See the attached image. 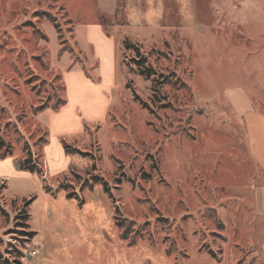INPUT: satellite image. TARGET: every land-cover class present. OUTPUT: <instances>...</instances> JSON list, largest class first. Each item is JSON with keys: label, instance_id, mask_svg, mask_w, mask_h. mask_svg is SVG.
I'll return each instance as SVG.
<instances>
[{"label": "rangeland", "instance_id": "1", "mask_svg": "<svg viewBox=\"0 0 264 264\" xmlns=\"http://www.w3.org/2000/svg\"><path fill=\"white\" fill-rule=\"evenodd\" d=\"M97 24L115 40L114 89L76 61ZM63 47L76 56L60 59ZM72 67L92 85L70 90L66 116L99 120L47 155L33 111L64 99ZM248 107L264 116V0H0V137L15 152L0 157V264H26L33 242L27 264H262L264 168L237 113ZM26 146L42 172L21 170ZM115 217L135 223L127 241Z\"/></svg>", "mask_w": 264, "mask_h": 264}, {"label": "crops", "instance_id": "2", "mask_svg": "<svg viewBox=\"0 0 264 264\" xmlns=\"http://www.w3.org/2000/svg\"><path fill=\"white\" fill-rule=\"evenodd\" d=\"M87 36V43L84 45L80 42V40L77 38V43L79 48L86 54L85 56H88V61H90L91 64H97L100 68V75L102 80L105 79V82H107V85L110 86V88L114 89L115 84V59H116V48H115V40L112 37L111 34H108L104 27L100 24H97V26L92 27L88 31ZM93 62V63H92ZM87 80V83L85 81ZM64 84H65V94L66 97H68L67 104L64 106L59 112H53L50 111L47 113L48 118V126H49V132H50V139L49 143L50 145L45 147V153L49 155V148L52 147L53 144L56 145L57 149L60 151L59 147V141L58 138L61 136L68 135V133H76V132H82L83 128V122H98L99 118L95 115L92 116L91 112H89V108L85 109V112H83L81 109V116L80 118L76 116V118L67 117V110H69L74 103V98H70V96L73 95V93H76L79 91V88L81 85H87L89 88L91 87L92 83L88 82V79L86 78V74L83 71V68L78 69H70L67 71V74L64 78ZM93 87V86H92ZM94 88H103L101 86L94 87ZM70 90H72V95L70 94ZM78 98V97H77ZM73 101V102H72ZM108 106V104H107ZM104 112L107 111V107ZM109 109V108H108ZM102 111V112H103ZM238 115L245 117L246 121L249 124V133H250V139H251V145H250V153L252 155L253 160L255 163H257L261 168H264V116L260 114H256L251 110V108H247L245 111L240 112L237 109ZM90 115L92 117H90ZM76 127L77 131H67L69 126ZM262 168V169H263ZM264 171V169H263ZM33 232V231H31ZM262 244V258L264 264V241ZM109 264H133V263H118V262H111ZM139 264H154V263H139Z\"/></svg>", "mask_w": 264, "mask_h": 264}, {"label": "trees", "instance_id": "3", "mask_svg": "<svg viewBox=\"0 0 264 264\" xmlns=\"http://www.w3.org/2000/svg\"><path fill=\"white\" fill-rule=\"evenodd\" d=\"M46 15H49V14H46ZM48 18L51 17L50 15L47 16ZM50 20L52 22H56V20L54 19H51ZM76 43V46L79 48L78 46V43ZM63 45V44H62ZM125 45H126V50H136L138 55L140 56V49H139V46L135 45V44H131L129 41H126L125 42ZM68 52L71 56L75 57L76 56V53H75V50L73 48H62L60 49V59H62L63 55L65 54V52ZM79 54H82L84 57H85V60H82V59H79L78 56L76 59V61H78L79 64H83L87 62V64L89 63L87 57L85 56L86 54H84V52L79 48ZM70 56V57H71ZM142 57V56H140ZM136 62V65H137V68H138V74L140 77H143L145 79H150L151 77L155 76L156 75V72L154 71L153 68L151 67H146L144 66L147 62V60L145 58H143V60L141 61H135ZM83 68V71L85 72L86 76H90V71L89 70H85L84 67ZM166 82H158L156 81V84L157 86L159 84H165ZM63 89L64 91H66V88H65V84L63 83ZM67 104V97H66V94L64 96V99L61 100L58 104H55L53 107H50L48 104H43L41 106H38L36 108H34V111H33V114L38 118L40 116H45V119H39V124L46 128V133H45V138L43 139V144H42V150L45 149L46 146L49 145V139H50V132H49V126H48V118H47V113L50 112V111H53V112H59L64 106H66ZM145 106V104H144ZM147 107V106H145ZM63 146H64V149L66 151V153L68 155H73V154H76V155H79V156H82V157H91V154L89 153H86V152H82L80 149H77V148H73L72 146L64 143L63 141ZM25 151V154H26V157L23 159V160H17L20 165H21V170H26V171H30V172H42L41 171V168L39 167V163L37 161V159H34V156L32 155L30 149H28V146L25 147L24 149ZM43 152V151H42ZM14 151H13V148L11 146L10 143L6 142V140L1 136L0 137V157L2 159H7V158H10V157H14ZM93 170L96 171V166H93ZM93 181L95 182H103V184L105 185V190L106 192H108V187H107V183H105L103 181V179L101 177H93L92 178ZM87 184V183H86ZM115 213H118V210H117V207L115 208ZM116 218V217H115ZM127 223L129 224H135L134 222H128L126 219H118L116 218V224L117 226L119 227L120 230L123 231V234H122V238L124 240H128V227L126 226ZM21 226L25 227L26 229H28L27 225L26 224H20ZM28 235L33 238V236L35 235L33 232H29ZM132 244H134V242H131Z\"/></svg>", "mask_w": 264, "mask_h": 264}, {"label": "built area", "instance_id": "4", "mask_svg": "<svg viewBox=\"0 0 264 264\" xmlns=\"http://www.w3.org/2000/svg\"><path fill=\"white\" fill-rule=\"evenodd\" d=\"M24 254L25 255L22 257V260L27 264L30 258H35L38 256L39 254L38 246L33 242L30 248L28 249V251L26 250Z\"/></svg>", "mask_w": 264, "mask_h": 264}, {"label": "water", "instance_id": "5", "mask_svg": "<svg viewBox=\"0 0 264 264\" xmlns=\"http://www.w3.org/2000/svg\"><path fill=\"white\" fill-rule=\"evenodd\" d=\"M20 169V168H19Z\"/></svg>", "mask_w": 264, "mask_h": 264}]
</instances>
